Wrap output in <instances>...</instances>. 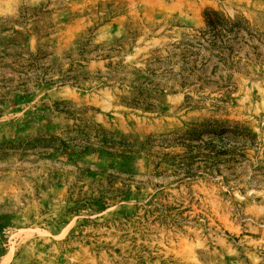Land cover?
<instances>
[{"label":"rangeland","instance_id":"obj_1","mask_svg":"<svg viewBox=\"0 0 264 264\" xmlns=\"http://www.w3.org/2000/svg\"><path fill=\"white\" fill-rule=\"evenodd\" d=\"M0 264H264V0H0Z\"/></svg>","mask_w":264,"mask_h":264},{"label":"trees","instance_id":"obj_2","mask_svg":"<svg viewBox=\"0 0 264 264\" xmlns=\"http://www.w3.org/2000/svg\"><path fill=\"white\" fill-rule=\"evenodd\" d=\"M213 11H207L205 13V19L207 20V27H209L210 31H213L215 25L217 24L216 20L212 17Z\"/></svg>","mask_w":264,"mask_h":264}]
</instances>
